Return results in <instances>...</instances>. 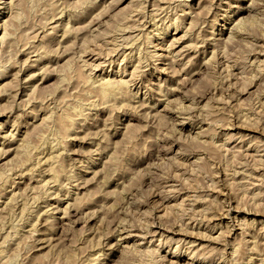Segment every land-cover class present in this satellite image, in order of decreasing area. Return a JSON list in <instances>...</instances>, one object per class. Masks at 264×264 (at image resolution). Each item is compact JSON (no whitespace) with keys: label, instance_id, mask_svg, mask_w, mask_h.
<instances>
[{"label":"rangeland","instance_id":"374dc122","mask_svg":"<svg viewBox=\"0 0 264 264\" xmlns=\"http://www.w3.org/2000/svg\"><path fill=\"white\" fill-rule=\"evenodd\" d=\"M0 156V264H264V0H0Z\"/></svg>","mask_w":264,"mask_h":264},{"label":"bare ground","instance_id":"6f19581e","mask_svg":"<svg viewBox=\"0 0 264 264\" xmlns=\"http://www.w3.org/2000/svg\"><path fill=\"white\" fill-rule=\"evenodd\" d=\"M38 3V2H37ZM84 4V3H83ZM30 5V4H29ZM27 7V6H26ZM153 8V7H152ZM135 17V16H134ZM13 18V17H12ZM17 20H18V18H16ZM125 21V20H124ZM177 22V21H176ZM5 24V23H4ZM10 24V23H9ZM175 24V23H174ZM179 24V23H178ZM178 24H176L174 27H176ZM239 24V23H238ZM239 26V25H238ZM125 27V26H124ZM163 27V26H162ZM161 28V27H160ZM159 28V29H160ZM175 29V28H174ZM241 29V28H240ZM6 30V29H5ZM125 30V29H124ZM123 30V31H124ZM156 30H158V29H156ZM163 30V29H162ZM192 30V29H191ZM4 31V30H3ZM4 33H5V31H4ZM160 33V32H159ZM6 34V33H5ZM4 36V35H3ZM10 36V35H9ZM133 36V35H132ZM136 38V37H135ZM5 39V38H4ZM90 41V40H89ZM149 41V40H148ZM112 42V41H111ZM108 44V43H107ZM108 51V50H107ZM110 53V52H109ZM107 55V54H106ZM77 57V56H76ZM5 66V65H4ZM70 67V66H69ZM162 68V67H161ZM257 69V68H256ZM138 71V70H137ZM194 72V71H193ZM2 74V73H1ZM131 74V73H130ZM71 75V74H70ZM133 75V74H132ZM138 75V74H137ZM130 76V75H129ZM3 77V76H2ZM104 80V79H103ZM102 81V80H101ZM127 81V80H126ZM126 81H122L121 80V84H125L126 83ZM119 82V81H118ZM117 82V83H118ZM123 82V83H122ZM102 84V83H101ZM110 84H112V83H110ZM119 84V83H118ZM117 84V85H118ZM128 84V83H127ZM113 85V84H112ZM126 85V84H125ZM123 86V85H122ZM121 86V87H122ZM119 87V86H118ZM126 87V86H125ZM115 88L116 87H112L111 85H109L108 83H106V81H105V84L103 83L100 87H99V93H101V95H103V98H104V96H108L109 95V98H110V95L112 96V94L111 93H113V92H115ZM98 89V88H97ZM118 90H120V88H118ZM97 93V92H96ZM120 94H121V92H120ZM114 95V94H113ZM116 95H118V94H116ZM116 95H114V96H116ZM107 98V97H106ZM106 100V99H105ZM107 103H109V102H107ZM53 104V103H52ZM261 104V103H260ZM49 112V111H48ZM80 113V112H79ZM58 116V115H57ZM66 116V115H65ZM60 120V119H59ZM63 120V119H62ZM64 121V120H63ZM60 122V121H59ZM61 123V122H60ZM179 123V122H178ZM53 128V127H52ZM56 131V130H55ZM96 144V143H95ZM28 149V148H27ZM27 152V151H26ZM56 157H57V155H55ZM1 157V156H0ZM33 157V156H32ZM51 157H53L54 159L53 160H55V158L56 157H54V156H51ZM56 161V160H55ZM54 161V162H55ZM179 161V160H178ZM28 162V161H27ZM240 162V161H239ZM55 164H56V162H55ZM186 165V164H185ZM52 166V165H51ZM51 168V167H50ZM39 170V169H38ZM234 173V172H233ZM2 176V175H1ZM108 177V176H107ZM4 179V178H3ZM5 182V181H4ZM7 183V182H6ZM48 184V183H47ZM8 185V184H7ZM39 188V187H38ZM46 190V189H45ZM255 196V195H254ZM23 200V199H22ZM68 204V203H67ZM66 207V206H65ZM169 213V212H168ZM193 213V212H192ZM28 220V219H27ZM35 224V223H34ZM240 226V225H239ZM130 234V233H129ZM128 237L127 236H125L123 239L125 240V239H127ZM1 252V251H0ZM134 252V251H133ZM3 256V255H2ZM146 263V262H145Z\"/></svg>","mask_w":264,"mask_h":264}]
</instances>
